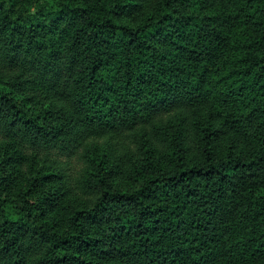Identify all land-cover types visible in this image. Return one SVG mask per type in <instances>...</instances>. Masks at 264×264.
<instances>
[{
	"label": "trees",
	"instance_id": "16d2710c",
	"mask_svg": "<svg viewBox=\"0 0 264 264\" xmlns=\"http://www.w3.org/2000/svg\"><path fill=\"white\" fill-rule=\"evenodd\" d=\"M0 264H264V0H0Z\"/></svg>",
	"mask_w": 264,
	"mask_h": 264
}]
</instances>
